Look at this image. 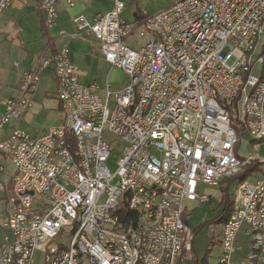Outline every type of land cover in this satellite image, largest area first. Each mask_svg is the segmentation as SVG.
Instances as JSON below:
<instances>
[{
    "label": "built area",
    "instance_id": "1",
    "mask_svg": "<svg viewBox=\"0 0 264 264\" xmlns=\"http://www.w3.org/2000/svg\"><path fill=\"white\" fill-rule=\"evenodd\" d=\"M14 1L0 0V13ZM59 1L73 5L38 0L48 29ZM124 9L115 0L110 12L73 17L70 37L97 42L128 76L125 88L79 84L62 47L25 71L2 103L0 137L31 106L39 71L53 68L58 124L35 136L11 129L0 142L14 169L0 264H34L35 252L43 264H181L194 240L185 202L207 204L199 184L218 187L254 161L258 179L234 187L232 212L218 224L216 264L232 263L240 232L245 264H264V0H171L133 21L120 17ZM134 36L145 41L125 44ZM104 132L120 144L113 172Z\"/></svg>",
    "mask_w": 264,
    "mask_h": 264
},
{
    "label": "crops",
    "instance_id": "2",
    "mask_svg": "<svg viewBox=\"0 0 264 264\" xmlns=\"http://www.w3.org/2000/svg\"><path fill=\"white\" fill-rule=\"evenodd\" d=\"M94 2L95 0H72V6H67L63 1L57 2L54 6L57 12L56 25L49 29L44 24L43 29L41 21L43 16L39 10L38 0H15L9 8L0 13V116L4 112L2 103L17 93L22 74L35 69L41 58L53 55L62 47L69 49V61L78 68L79 84L89 80L90 70L94 65L97 69L108 68L107 82L110 85L113 84L109 78L110 72L121 70L109 66L97 42L90 38L70 37L75 32L70 19L79 15L91 19L96 14L110 12L114 7L112 2L107 9L98 8L96 5L93 8ZM60 31L66 34L61 36L58 34ZM38 77L36 89L31 94V106L19 120L13 122H16L18 128L11 123L8 125V132L4 134L5 137L2 135L3 130L1 131L0 140L5 139L11 129H20L35 136L58 124L60 105L56 99L57 80L53 68L47 67L40 70ZM219 245L218 239L215 242L212 241L209 255L205 261H202V256L198 255L192 243L193 253L184 254L181 264H216L220 254ZM248 251V242L240 232L231 264H245Z\"/></svg>",
    "mask_w": 264,
    "mask_h": 264
},
{
    "label": "rangeland",
    "instance_id": "3",
    "mask_svg": "<svg viewBox=\"0 0 264 264\" xmlns=\"http://www.w3.org/2000/svg\"><path fill=\"white\" fill-rule=\"evenodd\" d=\"M120 3L122 2L125 5V9L121 15V18L126 19L127 21H133L134 16L133 14L138 11L141 16L144 15H151L154 14L165 7H167L171 0H119ZM115 4V0H95V4H93V8H104L107 9L111 5V3ZM264 28V26H263ZM264 31V29H263ZM260 45L264 42V33L261 34L259 39ZM144 39H141L137 36H134L133 38L127 39L125 41V44L130 45H140L144 42ZM81 67V66H80ZM252 73L257 75L258 73V67H255L252 69ZM89 80L87 82H80L82 85H89L92 83H95V85L101 89H103L106 85L107 79H108V68H102L99 69L96 68V65L92 66L89 74ZM110 80L113 82L111 84V90L114 92L120 91L123 88H125V85L128 84V76L122 73L119 70H113L109 74ZM20 88V87H19ZM18 91V89H17ZM101 95V94H100ZM14 127L18 128L16 126V122L12 124ZM8 127H4L2 131V135H6L8 132ZM5 137V136H4ZM246 135L244 136V138ZM103 140L110 143V147L113 151L111 153L112 155L109 156V159L107 161V166L111 172L116 170V162L118 160V156L120 155V144L118 143L117 137L109 132H104L102 136ZM1 142V140H0ZM259 157L263 159L264 157V144H261L259 148ZM2 167V171H1ZM14 172L13 166L11 164L10 158L6 157L4 154L0 153V179L1 180H8L11 176V174ZM258 179V172H255L251 178H249L250 181L254 182ZM232 189L230 192L231 195L233 193ZM197 194L198 195H208L210 196L211 203L209 204H201L198 205L197 203L193 202H185V205L187 207L186 210V219L188 225L194 229L198 230L195 237L193 246H195V250L198 253V255L201 257L206 252V250L211 247L212 241L215 242V240L218 239L217 234L219 231L218 225L211 223L213 218H215L220 211L217 210V205L219 204L221 200V190L219 187L209 186L206 184H199L197 187ZM0 192V196H1ZM4 211V204L2 200H0V212ZM210 223V224H209ZM34 264H43L42 254L40 252H35V259Z\"/></svg>",
    "mask_w": 264,
    "mask_h": 264
},
{
    "label": "trees",
    "instance_id": "4",
    "mask_svg": "<svg viewBox=\"0 0 264 264\" xmlns=\"http://www.w3.org/2000/svg\"><path fill=\"white\" fill-rule=\"evenodd\" d=\"M39 10H40V8H39ZM134 17L136 20H139L141 15L138 11H136L134 14ZM42 26H43V21H42ZM43 29H44V26H43ZM257 169H258V162H256V161L249 162V164H246L238 174H236L234 176H230V177H225L220 181V184L218 187L221 190V200H220L219 204L217 205V210H219L220 213L215 218H213L211 223L218 225V224L224 223L228 220V218L232 212V207H233V199H232V195L230 193V192H232L231 190L234 189V187L239 182H241L242 180L247 179L250 176H252L257 171ZM1 170H2V167H1ZM12 175H13V173L11 174V176L8 180L3 181L0 179V184H2L4 186L3 192L1 193L2 195L0 196V200H2V201L6 198V194L12 188ZM210 203H211V201L208 202L207 204L210 205ZM184 221L187 222V220H184ZM192 231H193V235L195 237L198 230L192 229ZM209 251L210 250L208 249L203 254L202 259H201L202 261H205V259L208 257ZM191 252L193 253V247L191 249Z\"/></svg>",
    "mask_w": 264,
    "mask_h": 264
}]
</instances>
